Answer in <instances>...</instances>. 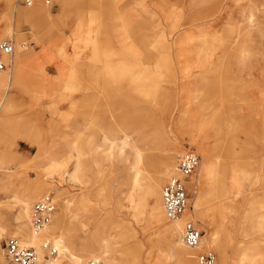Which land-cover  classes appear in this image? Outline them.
<instances>
[{"label": "rangeland", "instance_id": "rangeland-1", "mask_svg": "<svg viewBox=\"0 0 264 264\" xmlns=\"http://www.w3.org/2000/svg\"><path fill=\"white\" fill-rule=\"evenodd\" d=\"M13 1L10 10L0 0V42L12 40L29 61L0 111V260L7 238L22 242L20 226L32 232L34 204L52 195L49 234L40 249L27 245L42 264L59 256L56 241L84 264L97 255L108 264H197L198 250L179 251L182 234L169 233L183 215L218 264H247L250 248L264 264V0H252L257 11L251 0H69L63 15L53 0L51 21L20 19L29 7ZM212 145L222 161L216 187L199 169ZM189 148L200 155L191 206L172 221L161 191ZM166 160L171 169L154 185ZM30 194L27 220L18 209ZM216 195L230 212L201 216Z\"/></svg>", "mask_w": 264, "mask_h": 264}, {"label": "bare ground", "instance_id": "bare-ground-1", "mask_svg": "<svg viewBox=\"0 0 264 264\" xmlns=\"http://www.w3.org/2000/svg\"><path fill=\"white\" fill-rule=\"evenodd\" d=\"M60 1H61V13L63 15L68 10L69 0H60ZM6 5L11 10L12 5H15V4H14L13 0H6ZM250 6L254 9H256V11H257V6L254 4V1H252V0L250 1ZM27 7H29V8H27L25 11H23V12H25L24 13L25 15L22 14V16H21V13L17 14V16L20 19H25V20L27 19L28 21H30V20H35V19L42 17L46 21H51L52 13L50 10V6L47 5L46 3H44L42 0H36L35 4L33 6H27ZM13 9H14V7H13ZM15 11H17V8L15 9ZM256 11L253 12V17L255 16ZM14 45H15V43H14ZM28 61H29V57L27 56V54L25 52H21L20 50H18V46L16 44L14 57H13V63H12V67H11L12 70H9L8 72H6L7 70L0 71V88L3 87V84H6L5 85L6 88L4 89L5 93L3 95L4 97L0 101V111L4 110L1 114L3 117H5L7 111H9V108L11 106V101L13 99L12 97L9 98V91L12 89L13 80L15 81L14 86L17 88L18 87L17 85L19 84L20 77H22V74H24V69H25L26 65L28 64ZM12 93H14V92H12ZM12 93H10L11 96H12ZM7 96H8V98H7ZM1 121L4 122V118L2 119V117H1ZM222 129H223L222 127L220 129V127L218 126V130H220L219 134L221 133ZM103 140H104L105 144H107L106 142H108V141H112L106 134H104ZM126 140H128V139H126ZM113 146L114 145H110L106 149L104 145H99V148H103V150L106 149V150H109L111 152V151H113V148H114ZM214 151H215L214 145H212L211 148L210 147L205 148V150L203 152V160H202V163L199 167V169L201 171V178L207 177L209 179L210 183L212 184V187L217 186L216 181H218L220 178V176L218 177L217 173L221 172V168H222V161H221V159L217 158L218 156L216 157ZM169 162H170V160H166L165 162L162 161V162L156 163V171L150 177L151 183H154V185L158 184L160 186V183L162 182L163 178L166 176V172H168V169H171L172 163L169 164ZM82 166H83V164L80 161L78 166H77L79 171L84 170V169H82ZM88 169H90V168H88ZM174 172H175V169H174L173 173ZM215 172H216V174H215ZM203 188H204V185H203ZM162 190H163V187H162ZM210 192H212V191H210ZM161 193H162V191H161ZM196 194H197L196 203L199 204V202H201L205 196L203 189H202V185L200 186V183L197 187ZM32 196H33V194L25 195L23 198V201H22V205L20 206V209H18V210H20V214L22 215V217L27 219V220H30L29 204H30V200L32 199ZM211 196H212V194H211ZM222 197H225V195ZM209 198L210 197H208L207 199H209ZM215 198L219 199L218 195H216L214 197V199ZM214 199L209 201V203H210L209 208L207 209V211L205 213H203V214L201 213V216L204 217L206 214L207 216L211 217L213 220V219H216L217 217H222L223 214L229 210V205L226 203L227 198L222 199V200H220V199L216 200L215 199L216 201H214ZM160 200H162V206L164 208L163 195L162 194L160 196ZM164 212H165V209H164ZM208 212H210V214H208ZM229 212H230V210H229ZM162 213H163V210H162L161 205H160V209L157 211L155 210L152 213V217L154 219H157V218H159V216L162 215ZM165 216H166V214H165ZM203 217H201V219L205 220V218H203ZM188 218H190V216L187 217L186 215H183L179 218V220L175 221L174 225L169 229L170 235H173L175 233L183 235L184 222L186 219L188 220ZM176 219H173L172 221H174ZM263 219H264V214L260 218L257 228L260 229L261 227H263V224L261 223V220H263ZM25 225H27V223ZM25 225H23V226H25ZM20 227H21V229L18 230V233L23 237L22 243L26 244V245H30V246L33 245L34 247H37V249L41 248L40 244L42 241V237L47 236L46 234H49V231H50L49 224H46L44 226V228L41 229L40 231H36L32 227V213H31V225H30L32 232L26 233L27 230L25 231L22 226H20ZM25 229H27V228H25ZM261 229H264V227ZM2 231H3V229L0 227V235L2 234ZM181 239L182 240L179 239V241L177 243V247H176L179 251L189 253L190 252L189 249L195 250L193 248H189L184 243L183 237ZM46 241H49V240H45L43 242V247H44V243ZM213 241L214 242L216 241L215 237H214ZM54 244L58 250L54 247L53 244H52V248H54L57 251V253L59 251V256L56 258L46 259L45 260L46 264H62L61 261H65V260H66L65 262H67V264H84L82 256L72 254L68 249L65 248V246L60 241H56ZM203 245H204V236H203ZM3 250L5 251L4 248H3ZM196 250H198V249H196ZM40 253H39L38 264H42ZM259 255L260 254L257 251L250 248L248 250V255L245 256L246 263L247 264H261L260 262H261L262 258ZM100 256L101 255H97L96 257H94L93 261L100 262L101 259H104V261H105L104 263L108 264L107 255H104L101 258H100ZM4 257H5V252H4ZM0 258L1 259L3 258V254L0 255ZM222 260H224V259H222Z\"/></svg>", "mask_w": 264, "mask_h": 264}, {"label": "built area", "instance_id": "built-area-1", "mask_svg": "<svg viewBox=\"0 0 264 264\" xmlns=\"http://www.w3.org/2000/svg\"><path fill=\"white\" fill-rule=\"evenodd\" d=\"M50 5L53 0H42ZM36 0H21L25 6H33ZM15 45L12 40L0 42V71L10 69L13 63ZM200 155L194 148L181 153L175 166V172L165 182L162 190L163 205L168 219H176L191 206L188 184L190 177L197 171ZM56 204L52 195H46L38 200L32 209V227L40 231L49 224ZM203 231L193 219L187 220L183 227V241L189 247L198 249L195 256L197 264H218L215 252L203 246ZM45 248H51L50 242L44 243ZM200 248V249H199ZM6 261L0 264H38L39 253L34 247L27 246L17 237H9L5 242ZM53 253L55 249H50ZM88 264H97L90 261Z\"/></svg>", "mask_w": 264, "mask_h": 264}, {"label": "crops", "instance_id": "crops-1", "mask_svg": "<svg viewBox=\"0 0 264 264\" xmlns=\"http://www.w3.org/2000/svg\"><path fill=\"white\" fill-rule=\"evenodd\" d=\"M10 70H12V68Z\"/></svg>", "mask_w": 264, "mask_h": 264}]
</instances>
